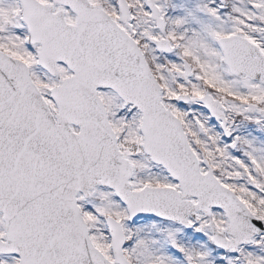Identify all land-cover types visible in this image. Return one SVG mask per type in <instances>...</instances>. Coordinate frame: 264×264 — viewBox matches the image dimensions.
<instances>
[{"label":"snow or ice","instance_id":"1","mask_svg":"<svg viewBox=\"0 0 264 264\" xmlns=\"http://www.w3.org/2000/svg\"><path fill=\"white\" fill-rule=\"evenodd\" d=\"M0 264H264V0H0Z\"/></svg>","mask_w":264,"mask_h":264}]
</instances>
